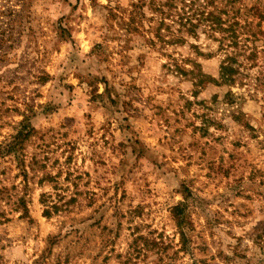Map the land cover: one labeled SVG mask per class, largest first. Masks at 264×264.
Instances as JSON below:
<instances>
[{
  "label": "rangeland",
  "instance_id": "374dc122",
  "mask_svg": "<svg viewBox=\"0 0 264 264\" xmlns=\"http://www.w3.org/2000/svg\"><path fill=\"white\" fill-rule=\"evenodd\" d=\"M0 264H264V0H0Z\"/></svg>",
  "mask_w": 264,
  "mask_h": 264
},
{
  "label": "trees",
  "instance_id": "16d2710c",
  "mask_svg": "<svg viewBox=\"0 0 264 264\" xmlns=\"http://www.w3.org/2000/svg\"><path fill=\"white\" fill-rule=\"evenodd\" d=\"M209 15H211V13H209ZM191 26H192V28L195 27L194 24H191ZM222 26H223L222 20L217 18V17H214V19L212 20V23L210 24V27L212 29H214V28L223 29ZM233 26H234V24H230L227 28H224L223 30L231 31V37H233V40H231L230 44H238V41L234 40L236 30L233 28ZM226 38L227 37H225V39ZM229 59H230V57H229ZM231 70H232V62L231 61H225L221 66V77L226 81L229 80L228 77H229Z\"/></svg>",
  "mask_w": 264,
  "mask_h": 264
},
{
  "label": "clouds",
  "instance_id": "9594fccd",
  "mask_svg": "<svg viewBox=\"0 0 264 264\" xmlns=\"http://www.w3.org/2000/svg\"><path fill=\"white\" fill-rule=\"evenodd\" d=\"M103 2H106V0H103Z\"/></svg>",
  "mask_w": 264,
  "mask_h": 264
}]
</instances>
